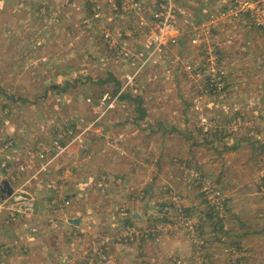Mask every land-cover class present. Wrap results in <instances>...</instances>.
<instances>
[{
	"label": "rangeland",
	"instance_id": "1",
	"mask_svg": "<svg viewBox=\"0 0 264 264\" xmlns=\"http://www.w3.org/2000/svg\"><path fill=\"white\" fill-rule=\"evenodd\" d=\"M154 1L155 4L157 0ZM186 1L191 12L202 9L201 0H177L178 8L186 12L188 8L183 4ZM19 4H25V0H19ZM13 10L28 18L47 15L54 20L50 25L55 28L46 36L45 23H41L42 32H39L34 23L24 21L26 17L23 22H11L8 17ZM113 10L105 6L104 14H118ZM201 11V20H192L190 14L183 13L179 22L187 24L192 31L201 24H208L211 13L219 14H215V20H219L215 35H204L223 69L224 73L214 78H220L222 86L226 85L223 90L216 87L212 77L204 71L210 54L205 55L199 48L194 52L188 50L192 60L183 56L182 51L191 43L190 34L186 35L188 29L183 31L176 46L153 57L147 73L143 72L132 80V86H127L133 74H129L131 68L128 69L126 62L134 64L137 58L132 56L131 49L116 50L118 55L124 54V59L110 53L111 44L101 32L104 30L102 26L108 22L102 20V10L100 19L94 17L89 0H50L48 4L32 7L13 6L1 1L0 264H103V257H110L106 254L110 251V246L107 249L110 236L105 230H97L94 235L85 230L88 235H93L91 239H100L95 245L101 256L99 261H89V247L86 249L78 239L75 243H68L72 241L67 240L68 237L73 241L77 238L70 229L58 233L61 240L66 237L68 242L64 244L63 255L54 257L55 261L43 254L41 245L32 248L25 245L28 236L36 235L38 230L33 231V226L26 229L28 222L21 219L22 215H15L14 208L23 204L24 216L30 215L31 218L35 200L27 197L28 187H31L29 181L49 172L59 161L69 159L71 155L54 159L53 155H48L47 160L51 162L44 160L42 163L37 157L31 167H26L24 161L18 164L15 157L19 153L17 150L22 149L20 152L28 160V152L41 151L43 146H36L37 143L48 141L45 138L52 137L57 129L66 131L78 117L83 119V129L87 123L95 124L117 106L128 116H117L116 119L130 128L144 125L166 128L167 136L163 141L171 136L174 140L171 146L168 143L167 147L164 146L172 157L166 163L171 161L173 165L172 170L163 169L161 172L165 176L171 174L170 177L184 184L180 188L168 181L171 185L165 182L159 187L163 197L167 196L168 201L171 199L175 207L173 212L165 214L170 220H162L170 227L166 226L155 236L135 238L126 244L143 239L158 243L169 229L178 226L188 237L191 252L183 260L174 258L175 264H264V28L255 24L250 13H241L234 18L220 16L218 3ZM114 22L107 24L108 30L117 36L120 26L115 24L112 27ZM27 28L28 37L24 34ZM10 31L13 32L12 38ZM189 62L197 68L192 74L186 70ZM106 95L110 98L103 102ZM116 97L118 99L114 100ZM144 114L148 117L141 119ZM91 115L93 119L87 120ZM137 117L141 123L136 122ZM110 124L113 125L108 121L107 126ZM65 136V133L58 134L57 138ZM121 136L126 138V134ZM155 136L151 139L155 140ZM55 140L40 144L50 145ZM66 152L74 155V149ZM45 162L50 164L42 170ZM195 165L199 168L196 169ZM65 171L67 176L73 175L72 164H67ZM99 177L95 185L101 190ZM13 181L23 183L12 187ZM5 182L11 186L10 195L2 191ZM62 182L59 177L46 183L50 190L54 185L59 187L55 191L62 197L56 204L57 210L61 205L70 206V199L61 194ZM187 202L193 204L188 206ZM164 211L168 209L163 207L161 213ZM189 214L191 223L196 225L193 238L186 229V222L183 226L177 224ZM60 225L59 220H54L46 222L44 227L54 228V231ZM110 260L109 264H115L114 259Z\"/></svg>",
	"mask_w": 264,
	"mask_h": 264
},
{
	"label": "crops",
	"instance_id": "2",
	"mask_svg": "<svg viewBox=\"0 0 264 264\" xmlns=\"http://www.w3.org/2000/svg\"><path fill=\"white\" fill-rule=\"evenodd\" d=\"M1 1L10 2L13 6L25 5L32 7L48 4L50 0H25V4H19V0H0V3ZM99 1L100 9L103 14L102 20L108 22L107 24L109 25V22L116 21L112 23V27H114L115 24L120 26V32H117V36L114 35L115 37L113 36L114 31L112 33L108 30V28L110 29L109 25L106 24V26H102L104 29L101 31L102 34L104 35L106 32L110 33L115 42L114 45H111L113 49L111 48L112 52L110 51V53H113L118 59H124V54L122 53L121 56L119 53L118 55L116 50L118 49L120 52L123 51V48L127 50L131 49V54H135V58L137 59L134 64L131 62H126V64L128 69L131 68L129 74H133L132 78L136 80L143 72L147 73V67L153 64L151 62L144 65L145 58H139L144 55L141 44L142 40L145 38V34L142 33L141 30L138 32L135 30L138 27V16L150 18L149 9L153 7L155 1L142 0L144 9L141 14L135 17H132L133 14L129 16L122 12L120 7L121 0ZM201 3L204 11L213 4L217 5L215 0H201ZM183 4L184 7L186 6L189 9H187L189 12H187V10L186 12L182 11L188 14V16L190 14V19L196 21L202 19L203 14L200 13L202 12L201 8L191 12L188 1ZM105 6L111 9V11L114 9L113 11H117L119 15L114 14V12L105 15ZM19 15L17 10H13L12 13L9 14L8 19L11 18V22H23V17L26 16L21 14L19 17ZM197 15H200L201 18ZM46 16L31 15L29 18L26 17L24 21H29L30 24L34 23V26L38 27L37 31L39 32H42L41 23H45L44 30L47 33L46 36H49L50 31L55 28L50 25L54 23V20ZM205 17L207 18V15ZM184 19H186V17H184ZM62 22L64 21L62 20ZM180 22V39L184 34L183 31L188 29L189 31H187L186 35L190 34L189 37L191 41L189 48L182 51L183 56H185L186 59L192 60L193 57L188 56V50L193 49L194 52L199 51V48H202L200 50H202L205 55H208V50L213 47L210 45V41H204L207 42L206 44L208 45H195L192 43V34L194 32L188 28L187 24H180ZM138 29L139 28H137V30ZM141 33L144 34V37H142ZM9 34L10 38H12L13 32L10 31ZM24 34L27 35V37L30 36L28 28L27 31H24ZM0 36L2 37L1 33ZM211 43L213 44V42ZM107 46L109 48L108 44ZM2 54V51H0V60H2ZM196 56L198 57L199 55ZM126 77H128V75ZM115 84L117 85V82H115ZM121 84L122 86L124 85L123 82H121ZM117 107L118 110L109 111L106 113V116L104 115L99 121L96 120L93 125H91L90 121L83 129H81L83 119L80 120L78 117L74 120L75 122L68 125L66 131L64 128L57 129L52 137L45 138L48 141L41 140L37 145L36 143L33 145L39 146L40 143L51 142L54 139L61 140L63 144H66L72 138L68 136V131L70 129H72L76 135L83 133L81 136L82 141H76L71 146V149H74V155H72L71 158L62 159L56 164L57 166L54 165L55 167L49 172L44 171L45 173L42 172L43 174L29 181L31 187H28L29 193L27 197H32L35 200L34 213L31 214L33 216L31 218L30 215L24 216L23 213H26V209H24L23 204H20L19 208H14V210H17L14 211L15 215H22L21 219L28 222L25 226L26 229L27 226H33V231L38 230L37 234L32 235L31 238H29V235L24 243L31 248L34 245H41L40 247H42L43 254H47L52 258V261H55L56 257H61L63 255L62 251L65 248L64 244L68 242L67 240H72L68 242L72 244L78 239L79 243L83 242L86 245V249L89 247V261H99L101 260V256L98 250L95 249V245L100 239L97 241L91 238L95 234L93 232L105 230V234L110 236L107 241V244L109 243L107 249H109L110 246V251H107L106 254H108L112 260L114 259L115 264H149V262L150 264H175L174 258L175 260H183V258H186L191 252V243L188 237L184 235L183 231L178 229V226H173L169 229L170 231L164 234L162 240L158 243L152 239H143L138 243L126 244L127 242L122 239L123 229L127 225L134 226L139 230H148L152 228L154 223L156 224L162 220H170L165 214L173 212L175 207L172 206L171 199L168 201L167 196H165L166 198L163 197L159 187L165 184V182L170 185L171 183L175 184L180 188L184 187V184L170 177L171 174L165 176L161 172L163 169L172 170V162L166 163V161L172 157L169 156L164 146L167 147V143L171 146L174 142L172 139L173 137L169 135L171 136L169 140L163 141L167 136V131L166 128L161 126L156 128L155 126L142 125L143 127L136 126L135 128H130L125 122H120L116 119L117 116H128L127 112L123 111L124 109H121L120 106ZM119 112L122 115H117ZM92 116L93 115L87 118V120H92ZM144 117L148 116L144 114L140 118L143 119ZM137 120V123L142 122L138 117ZM108 121L112 122L113 125L110 124L107 126ZM174 130L177 129L174 128ZM181 132L182 131L176 133L179 134ZM63 133L66 134L65 137L57 138L58 134L62 135ZM124 134H126V138L121 136ZM172 134H174V132ZM153 136H155V140L151 139ZM20 150L22 149L17 150L19 153L15 157L18 164L22 161H24L23 163L28 161L25 160V157H23L24 153L22 154ZM173 163L175 166L182 168L180 164L176 162ZM67 164H72L74 171L73 175H66L65 169H67ZM188 166L191 165L188 164ZM195 167L196 169L199 168L197 165H195ZM193 169L194 168H192V170ZM200 170L202 171L201 168ZM26 175L25 177H27ZM59 177L63 179L62 186L60 185V187L63 188L61 194L70 199V206L65 208L61 205V209L57 210L58 207L56 204L60 203L59 201L62 196L58 195L57 191L46 188V183L47 180L50 181ZM98 177V184L101 185V190L104 192L95 185ZM22 183L21 181H13L11 185L13 187L21 185ZM163 204H165V209H168V211L161 213ZM186 204L190 206L193 202H187ZM75 219L79 220L78 225L72 222ZM54 220H59L61 222V227L58 226L54 231L52 227V229L49 228L50 230L45 229L44 225H46V222H52ZM64 229L72 230L77 234V238H74V241L71 237H68L66 241V237L61 240L58 233L65 232ZM85 230L88 232L90 231L93 235H88V233H85ZM109 232L114 233L110 234ZM90 242H92L93 246ZM170 257H172L171 261Z\"/></svg>",
	"mask_w": 264,
	"mask_h": 264
},
{
	"label": "built area",
	"instance_id": "3",
	"mask_svg": "<svg viewBox=\"0 0 264 264\" xmlns=\"http://www.w3.org/2000/svg\"><path fill=\"white\" fill-rule=\"evenodd\" d=\"M221 6L220 16H229L230 18L239 17L241 13L243 14H251L254 17L255 24L257 23L260 27L264 28V0H215ZM92 5V11H94V17L100 19L101 18V9L99 2L97 0H90ZM121 10L124 14H133L138 15L141 14L144 7L141 0H121L120 3ZM184 12L178 8L177 0H157V2L153 5L151 9H149L150 18H146L144 16H139V24L138 27L144 34L145 38L142 42V49H143V58L145 63L144 65L148 64L153 57H156L158 54L165 52L166 49L170 47H174L178 44L181 30L179 28V19L181 14ZM215 14L219 15L218 13H211L209 16V22L201 24L200 26L194 28L192 31V43L195 45L200 44L199 46L203 45L204 41H207V36L204 34L209 33L211 36L212 34L215 35V32L218 28L219 20H215ZM223 19V18H221ZM220 19V20H221ZM222 21V20H221ZM264 31V29H263ZM105 40L107 43L114 45V40L111 37L110 33L106 32L104 34ZM208 50L207 54H210V57L207 59L208 67L205 69V73H208L212 79L211 81L215 82V86L223 90L226 88V85L222 86L220 78L214 79L217 74H223V69L221 65L219 66L217 56L214 54V50ZM211 51V52H210ZM132 56L136 57L135 54ZM216 64L218 66H216ZM186 70L188 73L192 74V71L197 70V68L192 63H187ZM191 71V72H190ZM221 76V75H220ZM222 78V77H221ZM214 79V80H213ZM133 78H130L129 82L126 84L130 86ZM108 96V95H106ZM103 97V102L110 98V96ZM116 97L114 100H117ZM83 133L76 135V133L70 129L68 131V136L72 137L71 140L63 144L61 140H55L50 145L40 144L39 146H43L41 151H33L28 152V159L27 162L24 164L26 167H31L34 165L33 159L39 158L40 163L44 160H47L48 155H53V159L61 156V155H71L72 153L66 152L67 150L71 149V146L76 142H81V136ZM47 162H51V160H47ZM45 162V165L42 166V170H45L46 167L50 163ZM47 163V164H46ZM45 167V168H43ZM24 169V168H23ZM52 187V186H51ZM53 190H59V187L54 185ZM17 211V210H15ZM14 216V213L12 214ZM184 221V222H182ZM192 218L189 215H185L180 220L177 221V224L183 226V223L186 225V229L190 236L193 238L195 237V226L191 223ZM169 228L170 225L166 224L163 221H159L152 226V228L148 230H139L134 226L127 225L123 229L122 239L125 242L133 241L135 238H148L149 236L157 235L159 232H162L165 228ZM110 257H103V264H109L111 262Z\"/></svg>",
	"mask_w": 264,
	"mask_h": 264
},
{
	"label": "water",
	"instance_id": "4",
	"mask_svg": "<svg viewBox=\"0 0 264 264\" xmlns=\"http://www.w3.org/2000/svg\"><path fill=\"white\" fill-rule=\"evenodd\" d=\"M4 185H5V186L2 188V191H3V192H7L8 195H10V194L12 193L11 186L9 185L8 182H5ZM162 207L165 208V204H163ZM72 222L75 223L76 225L79 224V220H78V219H75V220H73Z\"/></svg>",
	"mask_w": 264,
	"mask_h": 264
},
{
	"label": "trees",
	"instance_id": "5",
	"mask_svg": "<svg viewBox=\"0 0 264 264\" xmlns=\"http://www.w3.org/2000/svg\"><path fill=\"white\" fill-rule=\"evenodd\" d=\"M118 84H119V83H118ZM117 91H118V89H117ZM117 91H116V92H117Z\"/></svg>",
	"mask_w": 264,
	"mask_h": 264
}]
</instances>
